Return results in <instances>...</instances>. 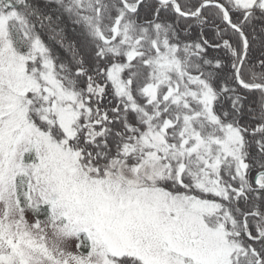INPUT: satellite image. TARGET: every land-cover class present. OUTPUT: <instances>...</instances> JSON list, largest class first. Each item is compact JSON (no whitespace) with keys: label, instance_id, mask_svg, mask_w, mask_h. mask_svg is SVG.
I'll use <instances>...</instances> for the list:
<instances>
[{"label":"snow or ice","instance_id":"6c2138e0","mask_svg":"<svg viewBox=\"0 0 264 264\" xmlns=\"http://www.w3.org/2000/svg\"><path fill=\"white\" fill-rule=\"evenodd\" d=\"M0 264H264V0H0Z\"/></svg>","mask_w":264,"mask_h":264}]
</instances>
